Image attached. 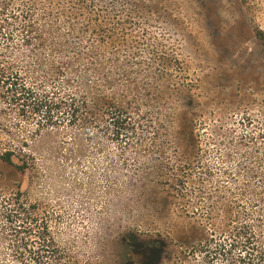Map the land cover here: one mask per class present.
I'll return each mask as SVG.
<instances>
[{
    "label": "rangeland",
    "instance_id": "rangeland-1",
    "mask_svg": "<svg viewBox=\"0 0 264 264\" xmlns=\"http://www.w3.org/2000/svg\"><path fill=\"white\" fill-rule=\"evenodd\" d=\"M28 1L0 0V18ZM67 11L37 21L63 35L64 56H51L64 73L36 66L45 49L0 42V64L31 90L17 99L0 86V264H48L53 246L67 264H254L264 0H84ZM94 50L82 81L124 101L120 130L106 105L82 121L38 102L76 82L71 59Z\"/></svg>",
    "mask_w": 264,
    "mask_h": 264
},
{
    "label": "trees",
    "instance_id": "trees-1",
    "mask_svg": "<svg viewBox=\"0 0 264 264\" xmlns=\"http://www.w3.org/2000/svg\"><path fill=\"white\" fill-rule=\"evenodd\" d=\"M22 3V2H21ZM84 3V0H45L42 5H39L35 0H30L24 4H18L15 9H12L8 15L0 18V42H9L15 37L25 46V48L31 49L33 52L38 53L47 50L46 58L35 57L37 62L36 66L43 68L47 66L51 74L64 73V69L60 64L55 61L52 62L53 53L64 56V37L62 34L56 32L51 24H40L38 23V16L51 17L58 16V18L66 19L72 12L67 11V7L75 9L79 8ZM69 4V5H67ZM67 6V7H66ZM79 6V7H78ZM69 10V9H68ZM14 25V33L10 32V26ZM259 39L264 40V33L261 31L257 32ZM63 43V44H62ZM49 44V46H48ZM64 49V50H63ZM50 55L51 58L48 56ZM96 50L91 51L87 54H80L74 56L71 59L73 66V72L76 76V82H67L68 88L63 89L62 92L53 93L49 95H40L38 102L47 106L46 108H68L71 110V118L76 115L79 120L82 121H94L95 111L101 106L106 105V111H112L110 114L115 116L112 118L113 124L117 130L122 129L131 120V114L127 107L124 105V101L117 99H107L100 95V93H94L97 91L94 84H84L82 78L84 75L95 70L96 67ZM34 60V61H35ZM82 65V70L79 72L76 70L78 66ZM73 79L70 80V82ZM0 86L5 88L6 91H12V94L17 99L20 96L27 95L31 92L29 88L23 82L22 72L18 69L9 70L0 64ZM34 93V92H32ZM109 108V109H108ZM78 113H81V117H78ZM1 160L6 164H11V153L5 152L1 157ZM23 171V168L20 167ZM7 215H17L18 212L11 208H5ZM44 254L46 258L47 250L43 246ZM50 251V250H49ZM127 254V252H126ZM48 264H67L65 258L62 256V251L53 246L51 253L48 254ZM255 256L248 260L254 264H264V248H259L254 254Z\"/></svg>",
    "mask_w": 264,
    "mask_h": 264
}]
</instances>
